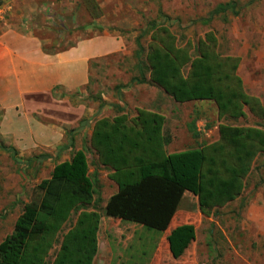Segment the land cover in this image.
I'll return each mask as SVG.
<instances>
[{
    "label": "rangeland",
    "instance_id": "rangeland-1",
    "mask_svg": "<svg viewBox=\"0 0 264 264\" xmlns=\"http://www.w3.org/2000/svg\"><path fill=\"white\" fill-rule=\"evenodd\" d=\"M11 4L25 9L17 18L18 31L30 33L43 54L77 55L84 45L90 54L84 85L70 90L58 85L49 94L24 95L16 106L0 107V241L53 165L87 146L92 123L114 116L117 108L128 118L137 108L161 114L169 136L167 153L214 142L218 123H258L247 111L244 118L217 120L211 102L176 103L156 86L140 84L134 79L139 74L135 52L138 45L144 49L149 34L145 26L151 21L167 26L180 45L211 32L217 53L239 59L237 75L245 93L264 107V0H0V26ZM219 6L224 10L211 13ZM142 73L146 81L144 69ZM69 141L71 147L61 151ZM86 158L95 198L103 207L115 186L108 171L92 166L90 153ZM244 184L239 198L208 216L197 211L193 197L180 195L162 231L102 218L93 264H264V153L252 161ZM183 223L193 226L194 240L173 260L165 236ZM52 255L50 251L47 263Z\"/></svg>",
    "mask_w": 264,
    "mask_h": 264
},
{
    "label": "trees",
    "instance_id": "trees-1",
    "mask_svg": "<svg viewBox=\"0 0 264 264\" xmlns=\"http://www.w3.org/2000/svg\"><path fill=\"white\" fill-rule=\"evenodd\" d=\"M223 10L219 6L211 13ZM145 28L147 42L135 52L136 81L156 86L176 103L211 102L217 120L244 118L247 111L258 123H218L214 142L167 153L169 136L158 112L137 108L128 118L117 108L114 116L96 119L87 146L54 164L48 178L35 186L34 198L22 206L11 232L0 241V264H93L102 218L162 231L176 207L173 201L182 194L193 197L197 211L208 216L244 191L252 161L264 153V107L245 93L236 72L239 59L217 53L211 32L180 45L167 26L151 21ZM70 147L71 141L59 149ZM89 153L92 166L108 171L116 189L103 207L88 174ZM194 236L189 223L170 229L165 236L170 258L182 257Z\"/></svg>",
    "mask_w": 264,
    "mask_h": 264
},
{
    "label": "crops",
    "instance_id": "crops-1",
    "mask_svg": "<svg viewBox=\"0 0 264 264\" xmlns=\"http://www.w3.org/2000/svg\"><path fill=\"white\" fill-rule=\"evenodd\" d=\"M11 6L7 20L0 26V107L16 106L24 95L49 94L58 85L65 90L84 85L88 47L84 45L80 54L72 56L43 54L30 33L18 31L17 18L26 14L25 9Z\"/></svg>",
    "mask_w": 264,
    "mask_h": 264
},
{
    "label": "built area",
    "instance_id": "built-area-1",
    "mask_svg": "<svg viewBox=\"0 0 264 264\" xmlns=\"http://www.w3.org/2000/svg\"><path fill=\"white\" fill-rule=\"evenodd\" d=\"M4 11H6V9H4ZM3 13H4V12L1 13V11H0V15H2Z\"/></svg>",
    "mask_w": 264,
    "mask_h": 264
}]
</instances>
